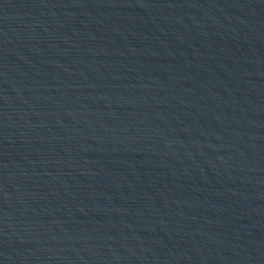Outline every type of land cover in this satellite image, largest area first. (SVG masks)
Returning <instances> with one entry per match:
<instances>
[{
	"label": "water",
	"instance_id": "95a60500",
	"mask_svg": "<svg viewBox=\"0 0 264 264\" xmlns=\"http://www.w3.org/2000/svg\"><path fill=\"white\" fill-rule=\"evenodd\" d=\"M0 264H264V0H0Z\"/></svg>",
	"mask_w": 264,
	"mask_h": 264
}]
</instances>
